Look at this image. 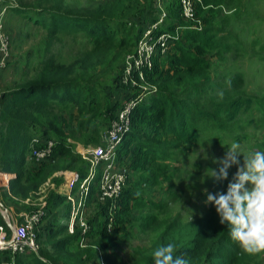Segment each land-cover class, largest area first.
I'll return each instance as SVG.
<instances>
[{
	"label": "trees",
	"instance_id": "obj_1",
	"mask_svg": "<svg viewBox=\"0 0 264 264\" xmlns=\"http://www.w3.org/2000/svg\"><path fill=\"white\" fill-rule=\"evenodd\" d=\"M239 2L200 0L195 13L201 25L191 28V23L179 18L178 0H161L166 18L158 32L170 34L171 49L166 51L162 62L155 56L151 68L143 70V80L137 77L135 86H130L123 82L125 62L135 51L145 28L158 20L157 0H101L85 9L71 8L64 0L35 1L29 6L19 2L7 8L6 2L0 1V14L8 9L14 16L43 29L46 37L34 74L5 86L0 93V173L14 175L8 188L0 189L2 208L10 210L6 202L33 212L36 208L25 202L40 198L44 187L47 191L45 215L36 230L39 250L36 254L14 256V264L93 263L97 258L90 247L91 239L106 240L114 234L113 227L133 223L156 231L152 250L141 259L146 264H154L153 251L168 243H173L176 255L184 256L189 264H254L256 254L245 253L231 239L228 226L220 223L211 204L203 218L194 222L167 219L158 223L156 214L132 219V211L143 206L142 195L134 190L135 186L125 184L112 214L108 210L110 203L98 199L99 168L89 188L84 215L89 225L86 234L89 246L80 251L81 232L75 226L74 232L68 234L70 205L65 196L55 192L60 180L52 176L58 171L78 170L80 182L88 165L83 167L68 139L83 145L101 143V129L109 128L123 105L139 95L142 98L130 112L129 129L117 150L118 167L119 160L132 172H143L151 165L153 156L168 159V149L173 154L183 145L205 148L212 135L206 137L207 131L217 130L231 142L241 140L232 132L240 130V119L255 104L254 98L243 91L246 85L243 63H254L252 59L258 58L256 62L263 64L264 54L260 56L254 48L258 38L249 43L228 23V11L225 13L223 9L230 7L236 11ZM256 2L260 0H252ZM175 4L178 9L173 11ZM226 30L229 32L224 35ZM230 37L236 43L235 59H242V64L228 77L213 79L208 55L218 48L230 50L226 43L232 40ZM65 38L73 41L82 38L86 42H81L83 45L68 61L53 52L55 45ZM33 138L55 142L51 156L40 163L29 159ZM216 143L219 141L213 142ZM259 147L264 151V142ZM197 162L196 167H201V162ZM48 180L53 189L46 185ZM127 180L128 171L126 183ZM155 184L151 181L147 188ZM76 190L77 186L72 193ZM61 207L63 213H59ZM110 214L113 222L108 231ZM0 225L8 230L1 214ZM74 244L78 253L69 260L71 257L65 256V252ZM11 258L9 251H0V264L10 263ZM120 260L105 259L106 264H120Z\"/></svg>",
	"mask_w": 264,
	"mask_h": 264
},
{
	"label": "rangeland",
	"instance_id": "obj_2",
	"mask_svg": "<svg viewBox=\"0 0 264 264\" xmlns=\"http://www.w3.org/2000/svg\"><path fill=\"white\" fill-rule=\"evenodd\" d=\"M0 1H5L7 5L4 7L7 8V6L10 5L15 6L19 2L29 6L31 3L41 0ZM99 1L101 0H64V2L71 8L76 7L81 9L95 5ZM237 7L236 11H233V8L230 7H228L229 9L227 8L228 10L223 9L224 12L228 11L227 14L230 17L228 23L230 24V27L232 28L233 26L232 30L237 35L239 34L240 38L249 43H251L249 40L258 38L254 48L260 56L263 55L264 2L262 3V0H260L259 3H252V0H240ZM172 8L173 11L178 9L176 4L173 5ZM1 23L4 25V33L10 40V60L8 59L9 63L7 67L2 69L0 73V93L5 86L13 85V83H20L23 79L31 77L34 74L37 69L38 61L42 56L46 40L45 31L43 29L14 16L10 10L8 11V9L2 12ZM226 32L229 31L226 30L223 32L224 35ZM230 38H232V40H226L230 50L225 52L223 48H218L217 50L211 51L208 55L209 63L211 64L210 76L213 79L228 77L242 64V59H235L234 50L236 43L233 37ZM75 40L76 41L65 38L61 44L57 43L55 45L53 52L57 53V56L61 57L60 59L66 61L70 60L80 46L83 45V43H86L82 38H76ZM217 51L219 53H217ZM158 56L157 60L161 62L166 58V55ZM256 60L258 61V58L252 59L254 63L244 62L242 67L245 74L244 77L246 84L243 91L246 95L254 98L255 104L253 108L240 119L242 125L240 128L238 127L240 130L237 129L232 132L235 133L233 136L242 138L238 142L241 143L244 155H247L252 151H260L259 144L260 142H264V63L260 64L256 62ZM152 86L156 87L155 85ZM214 90H216V88ZM131 92H134V90H131ZM222 114L223 113L221 112V115ZM108 129V127L101 129V143L97 145H83L79 141L68 139V143L73 145L74 153L81 158V161H83V167L86 166V164L88 165L87 173L84 178L88 175L90 165L87 160H84L80 152L87 148L89 150L96 147H102L105 143ZM216 131L212 130V132H206V137L212 134L209 138L207 147L202 148L196 144L191 145L190 147L183 145L180 148L175 149L173 154H171V150L168 149V159L160 160L158 157L153 156L151 165L143 172L134 173L130 168L128 169L126 166L120 164L118 160L119 167H123L128 171L126 187L132 188L135 186L134 190L137 189L142 195L141 200L143 206L137 207L132 211L130 214L132 219H138L141 216H150L152 214L158 216V223L167 219H175L179 223H183L194 222L203 218L207 209L210 207V204H205L207 197L204 189H207L208 192L211 193L226 192L227 185L236 172V166L234 165L229 169L228 180L218 182L210 178V169L219 168V165L213 162L214 159L222 158L226 152V148L232 143L231 140L224 137L222 133L218 134V131ZM219 137L221 139H218ZM216 140H218L219 143L213 144ZM239 159L242 163L243 157L241 156ZM128 161L130 162L129 159ZM197 161L201 162V167H196V163H199ZM61 172L65 173L64 171ZM66 173L68 174L63 175L59 173L57 177V179L60 180V183L57 184L55 192L59 195H63V193L68 190L66 189L67 186H64L63 183L71 180V173L80 178L78 170L66 171ZM151 181H155L156 184L151 188H147V185H149ZM2 182L3 180L0 179V189L5 188L1 187ZM75 186H77L75 192L77 193L79 187L77 182L74 184V187ZM71 194L74 195L72 192ZM28 201L29 206L32 208H38L41 204L39 198L29 199ZM4 203L5 205L12 207L14 210H23L21 206L13 203ZM67 203H69L71 207L70 201L67 200ZM0 210L3 211L4 209L0 208ZM91 210L92 209L88 206V213H91ZM191 216L192 219L190 220ZM44 224L45 223H43V225ZM74 229L75 226L73 230ZM112 231L114 234H111L106 240L95 241V239H91L89 242L90 247L97 259L95 262H90L89 264H106V258L117 261L121 259L119 262L120 264L147 263L141 259L143 254H147V252L152 250L153 243L156 239V231L139 228L138 223L117 228L113 227ZM81 250L83 249L80 248V251ZM77 253L78 248L76 247V244H74L69 251L65 252V256L69 255V257H71L69 260H73ZM50 264L56 263L51 261ZM254 264H264V253L256 254Z\"/></svg>",
	"mask_w": 264,
	"mask_h": 264
},
{
	"label": "built area",
	"instance_id": "obj_3",
	"mask_svg": "<svg viewBox=\"0 0 264 264\" xmlns=\"http://www.w3.org/2000/svg\"><path fill=\"white\" fill-rule=\"evenodd\" d=\"M161 0H157V9L159 11L158 20L149 25L143 31L135 51L129 55L125 62V73L123 82L135 86V78L143 80V70L150 69L155 56H163L169 49L170 34L159 33V26L166 18V12L162 8ZM179 2V14L180 17L188 23H191V28H195L196 25L200 26L201 23L197 20L195 13L196 4L200 3V0H178ZM3 10L2 12H4ZM2 12L0 14V70L5 68L6 60L10 56L9 38L3 31L2 25ZM200 29V28H199ZM146 90V88H145ZM142 96H136L135 99L127 101L120 112L117 115V120L112 122L108 132L106 134L105 143L102 147H96L92 149H84L80 152L84 160H87L90 165L88 175L79 182L78 176L71 173L69 182L63 183L67 186L66 192L62 196H66V199L70 201V219L68 224L69 234L73 233L74 226H77L81 232V238L79 240V247L86 248L87 238L86 234L89 231V225L85 220V212L87 211V198L89 194V188L93 180L97 175L99 168V181L98 187V199L101 202H109V212L115 210L117 200L121 194L123 187L126 184L127 171L124 168L118 167L116 162L117 150L122 141L123 134L129 129L130 125V112L135 108L137 101ZM55 142L53 140L41 141L38 138H33L29 146V159L34 163H40L51 156ZM59 172L61 174H68ZM59 173L57 175H59ZM14 176L9 174L0 173V179L11 180ZM79 182L78 191L75 195H72L73 187L75 183ZM46 185L53 188V185L49 184V180ZM3 182L1 187H3ZM8 188L7 185L4 186ZM43 195L39 198L40 205L33 212H23L22 214L15 215L12 210H5L4 216L5 224L9 230L0 226V251H9L12 258L8 264H14V256L23 255L27 252L37 253L39 245L36 240L37 228L41 219L45 215V201L44 197L47 194L46 187L42 190ZM29 201H26L27 203ZM1 211V210H0ZM2 213V211L0 212ZM110 214V222L108 224V231L112 227L113 216Z\"/></svg>",
	"mask_w": 264,
	"mask_h": 264
},
{
	"label": "clouds",
	"instance_id": "obj_4",
	"mask_svg": "<svg viewBox=\"0 0 264 264\" xmlns=\"http://www.w3.org/2000/svg\"><path fill=\"white\" fill-rule=\"evenodd\" d=\"M213 162L219 165L218 169H210V178L215 181L228 180L229 169L234 165L236 172L226 192L204 189L205 204L215 207L220 223L228 226L231 239L245 253H264V151L244 155L241 143L233 141L224 156ZM152 255L154 264H189L184 256L176 255L173 243L156 247Z\"/></svg>",
	"mask_w": 264,
	"mask_h": 264
},
{
	"label": "crops",
	"instance_id": "obj_5",
	"mask_svg": "<svg viewBox=\"0 0 264 264\" xmlns=\"http://www.w3.org/2000/svg\"><path fill=\"white\" fill-rule=\"evenodd\" d=\"M13 14V13H12ZM14 15V14H13ZM11 16V15H10ZM4 26V25H3ZM59 172H61V171H58V172H55L52 176L53 177H58V173ZM11 177L12 176H14V175H10ZM3 180V185L5 186V185H7V187H8V183H9V181H10V179L9 180H6V179H2ZM3 186V187H4ZM53 189V188H52ZM74 195L76 196V193H74ZM66 197V196H65ZM67 200V199H66ZM0 203H1V201H0ZM0 208H2V207H0ZM10 208V210H12L13 212H14V214L15 215H19V214H22L23 212H25V211H20V212H17L16 210H14V209H12V207H9ZM71 208V207H70ZM63 211H64V207H61V208H59V213H63ZM1 214V213H0ZM69 218H68V223H67V232H68V234H69V231H68V224H69V219H70V210H69V216H68ZM2 218L4 219V216H2ZM7 227V226H6Z\"/></svg>",
	"mask_w": 264,
	"mask_h": 264
},
{
	"label": "water",
	"instance_id": "obj_6",
	"mask_svg": "<svg viewBox=\"0 0 264 264\" xmlns=\"http://www.w3.org/2000/svg\"><path fill=\"white\" fill-rule=\"evenodd\" d=\"M0 207H2L1 203H0ZM2 209H3V208H2ZM1 211H2V210H1ZM5 213H6V212L3 210L1 214L4 215Z\"/></svg>",
	"mask_w": 264,
	"mask_h": 264
}]
</instances>
